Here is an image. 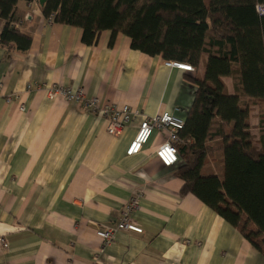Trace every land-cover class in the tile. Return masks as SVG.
I'll use <instances>...</instances> for the list:
<instances>
[{"label": "crops", "instance_id": "0c3cea01", "mask_svg": "<svg viewBox=\"0 0 264 264\" xmlns=\"http://www.w3.org/2000/svg\"><path fill=\"white\" fill-rule=\"evenodd\" d=\"M4 24L0 18V34ZM12 24L32 43L25 52L0 43V264H264L240 229L182 193L177 167L155 155L166 132L127 155L145 119L168 112L185 120L194 102L189 80L204 76L206 58L192 75L134 50L122 33L110 44L103 31L87 46L82 29L49 23L39 0L20 1ZM60 88L137 114L113 137L104 117L52 98ZM209 162L203 173L221 177L220 157ZM135 196L132 218L144 232L119 231L103 249L97 230L117 223Z\"/></svg>", "mask_w": 264, "mask_h": 264}, {"label": "trees", "instance_id": "16d2710c", "mask_svg": "<svg viewBox=\"0 0 264 264\" xmlns=\"http://www.w3.org/2000/svg\"><path fill=\"white\" fill-rule=\"evenodd\" d=\"M20 1L0 0V43L25 52L32 40L12 24ZM258 4L264 0H47L42 13L82 29L87 46L110 31V44L122 33L134 50L152 57L195 68L207 59L204 76L189 80L194 102L179 133L176 175L185 182L183 194L195 195L264 255V17ZM224 78L233 80L235 94L226 92ZM245 100L261 107L260 146ZM217 156L221 177L204 174Z\"/></svg>", "mask_w": 264, "mask_h": 264}, {"label": "built area", "instance_id": "2783aa9c", "mask_svg": "<svg viewBox=\"0 0 264 264\" xmlns=\"http://www.w3.org/2000/svg\"><path fill=\"white\" fill-rule=\"evenodd\" d=\"M257 12L264 16V4L257 5ZM166 66L174 67L185 72H194L192 65L179 62L167 61ZM3 89V83L0 81V91ZM52 98L63 96L68 101H74L81 104L90 112L104 117L107 122V132L113 137H118L124 129L132 122L136 113L128 105H106L101 107L96 98H87L84 91L72 92L70 89H53L50 92ZM8 103L12 102L13 96H7ZM24 111V107H20ZM185 127V121L180 116L173 113L157 114L145 119L140 125L138 134L127 150L128 156L139 154L145 145H147L155 132H166L165 141L157 147L155 155L160 163L166 168L175 167L179 161L177 146L181 143L180 131ZM138 208V196H135L130 203L119 213V221L112 225L103 226L97 231V236L102 240L103 249L108 247L115 239L119 231H128L137 234L144 232L132 218L133 211ZM4 247L7 244L4 243Z\"/></svg>", "mask_w": 264, "mask_h": 264}, {"label": "rangeland", "instance_id": "374dc122", "mask_svg": "<svg viewBox=\"0 0 264 264\" xmlns=\"http://www.w3.org/2000/svg\"><path fill=\"white\" fill-rule=\"evenodd\" d=\"M259 14V13H258ZM260 15V14H259ZM261 17H264L263 15H260ZM49 23H51V22H53L52 21V19H46ZM14 26V25H13ZM15 27V26H14ZM16 28V27H15ZM166 62L167 61H165V64H166ZM173 62V61H172ZM188 65H191V64H188ZM193 67V66H192ZM194 68V70H195V67H193ZM192 73V75L193 74H195V73H197L196 72V70L194 71V72H191ZM235 79H236V76L234 77ZM227 82V93H228V89L230 90V92L231 93H233V86H234V90H235V85H234V82L233 81H231V80H227L226 81ZM246 101V103H249L250 104V108H251V110H252V112H251V116H250V121H252L251 119L252 118H255V119H257V121H258V126H259V124H260V128L257 126L256 128L258 129L257 131L258 132H255V133H258L259 134V129H260V131L262 132V128H261V123H262V116H263V114H262V111H261V107L256 103V102H253V101H250V100H245ZM245 102H243V104L245 105L246 104ZM130 107V106H129ZM134 111V110H133ZM134 113H136L137 114V112L136 111H134ZM254 121V120H253ZM252 121V122H253ZM216 127L217 126H214V129H216ZM126 129V128H125ZM124 129V130H125ZM123 133V132H122ZM259 138H260V134H259V136H258ZM103 226H108V225H102V226H100V228L101 227H103ZM99 228V229H100ZM98 229V230H99ZM97 230V231H98ZM96 234H97V232H96Z\"/></svg>", "mask_w": 264, "mask_h": 264}, {"label": "water", "instance_id": "95a60500", "mask_svg": "<svg viewBox=\"0 0 264 264\" xmlns=\"http://www.w3.org/2000/svg\"><path fill=\"white\" fill-rule=\"evenodd\" d=\"M46 1H47V0H39L40 6H41V7L44 6V4H45Z\"/></svg>", "mask_w": 264, "mask_h": 264}]
</instances>
